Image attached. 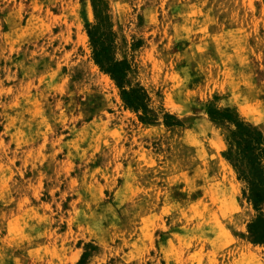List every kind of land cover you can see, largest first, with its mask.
<instances>
[{"label":"rangeland","instance_id":"374dc122","mask_svg":"<svg viewBox=\"0 0 264 264\" xmlns=\"http://www.w3.org/2000/svg\"><path fill=\"white\" fill-rule=\"evenodd\" d=\"M102 2L153 123L93 58L97 0H0V264H264L225 157L264 134V0Z\"/></svg>","mask_w":264,"mask_h":264},{"label":"trees","instance_id":"16d2710c","mask_svg":"<svg viewBox=\"0 0 264 264\" xmlns=\"http://www.w3.org/2000/svg\"><path fill=\"white\" fill-rule=\"evenodd\" d=\"M100 8L99 22L88 32L93 48V58L116 83L125 106L138 114L143 123H153L157 114L149 107V97L141 87H131L129 80L130 65L126 60L118 61L113 57V39L108 3L97 0ZM103 5L105 13L101 9ZM166 126L179 125L174 117L165 113ZM229 148L225 154L245 185L244 196L256 211L257 216L249 224V234L253 243L264 246V134L257 128L240 121H233Z\"/></svg>","mask_w":264,"mask_h":264}]
</instances>
